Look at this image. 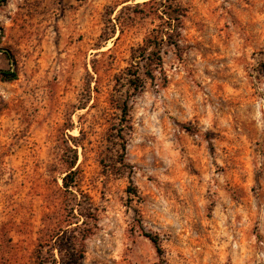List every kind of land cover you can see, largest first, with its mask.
<instances>
[{
    "label": "rangeland",
    "instance_id": "obj_1",
    "mask_svg": "<svg viewBox=\"0 0 264 264\" xmlns=\"http://www.w3.org/2000/svg\"><path fill=\"white\" fill-rule=\"evenodd\" d=\"M147 1L0 0V264H264V0Z\"/></svg>",
    "mask_w": 264,
    "mask_h": 264
},
{
    "label": "trees",
    "instance_id": "obj_2",
    "mask_svg": "<svg viewBox=\"0 0 264 264\" xmlns=\"http://www.w3.org/2000/svg\"><path fill=\"white\" fill-rule=\"evenodd\" d=\"M147 6H154L157 13L161 14L160 19L166 22L168 20V25L165 27L163 24V30L157 32L156 35H153L152 38L156 40H160L161 44H159V50H161L163 44L165 43H173L172 42L174 37H178L180 35L179 30L182 28V19L185 17L186 12L183 8L175 5L174 0H149L142 4H138V7H147ZM166 28V29H165ZM151 38V36H150ZM156 43V42H155ZM154 52L152 55L146 56L147 49H140V54L147 59V67L145 69L144 74H142L139 68L132 66L131 68L125 71V79L127 82V97L122 100V104H120L119 109L121 110V116L119 118V122L116 123L112 128V135L114 138V144L116 145L115 153L119 156V162L124 164L126 159L127 153V132L130 130V100L132 97L139 96L146 85V79L154 80L156 78V74L162 72L163 70V57L161 52ZM1 76L5 82H12L18 79V74L13 71H2ZM120 81V80H119ZM75 160L73 162L72 169L77 163L78 156H75ZM76 172L70 171L63 178L64 188L69 190L73 187L75 183V176ZM144 236L152 241L158 248H159V240L157 237L151 234H144Z\"/></svg>",
    "mask_w": 264,
    "mask_h": 264
}]
</instances>
